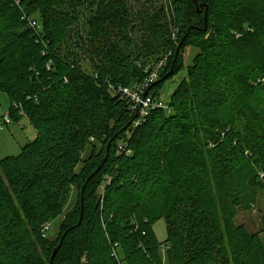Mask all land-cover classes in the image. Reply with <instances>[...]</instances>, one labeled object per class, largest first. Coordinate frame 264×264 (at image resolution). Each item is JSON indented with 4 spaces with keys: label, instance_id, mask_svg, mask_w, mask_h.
Returning a JSON list of instances; mask_svg holds the SVG:
<instances>
[{
    "label": "trees",
    "instance_id": "trees-1",
    "mask_svg": "<svg viewBox=\"0 0 264 264\" xmlns=\"http://www.w3.org/2000/svg\"><path fill=\"white\" fill-rule=\"evenodd\" d=\"M168 53L150 93L185 76L133 126L116 89ZM0 92L36 133L0 159V264H119L114 243L125 264H264V238L234 223L264 190V0H0Z\"/></svg>",
    "mask_w": 264,
    "mask_h": 264
},
{
    "label": "rangeland",
    "instance_id": "rangeland-1",
    "mask_svg": "<svg viewBox=\"0 0 264 264\" xmlns=\"http://www.w3.org/2000/svg\"><path fill=\"white\" fill-rule=\"evenodd\" d=\"M238 37V35L236 36ZM196 50L192 48H185L183 52V64L184 67L188 66ZM153 65V64H152ZM185 76V69L180 71L177 75L166 80L159 91V99L165 104H168L172 92L175 90L177 84L181 82ZM259 79V80H258ZM255 82L258 83L261 77ZM262 81V80H261ZM11 103L6 94L0 92V116L10 113ZM172 112V111H169ZM11 125L0 132V159L7 156H16L20 153L21 147L31 140L33 134V127L26 117L21 116L19 120H11ZM122 142H119V146ZM100 145L92 141V143L86 148L82 155V161L90 160L93 154H97L100 150ZM81 164L80 166H82ZM103 184L98 188L97 194L103 195ZM76 191L73 190L64 208L63 213L53 222L45 225L48 227L46 232L47 238H55L58 233V228L66 215L72 210L76 202ZM263 216H264V190H258L253 196H250L241 208L236 210L234 217V223L236 225H242L249 233H258L260 238H264V233L260 232L263 228ZM153 231L158 242H164L166 239V227L163 220L157 221L153 225ZM162 264H166L165 257L162 255Z\"/></svg>",
    "mask_w": 264,
    "mask_h": 264
},
{
    "label": "built area",
    "instance_id": "built-area-1",
    "mask_svg": "<svg viewBox=\"0 0 264 264\" xmlns=\"http://www.w3.org/2000/svg\"><path fill=\"white\" fill-rule=\"evenodd\" d=\"M15 3L18 4V0H15ZM23 19L26 20L27 25L31 29L34 31L39 30L37 21L26 17ZM170 55L171 54L168 53L158 62L144 68L143 72L145 77L141 82L135 83L129 87H120L116 89L117 94L127 102L130 111L137 117L133 123V126H137L150 114V112L154 110H168L167 104H165L159 98L153 96V94L150 93V90L151 86L158 80L159 75L163 71V68L165 67ZM19 115L25 117L21 111L19 112ZM11 123L12 122L9 113L0 116V132L8 128ZM119 150H123V144L119 146ZM47 231L48 227L44 226L42 229L43 237L46 236ZM119 255L120 247L118 243H114L112 245L111 256L115 258L119 264H125L122 260L120 261Z\"/></svg>",
    "mask_w": 264,
    "mask_h": 264
},
{
    "label": "water",
    "instance_id": "water-1",
    "mask_svg": "<svg viewBox=\"0 0 264 264\" xmlns=\"http://www.w3.org/2000/svg\"><path fill=\"white\" fill-rule=\"evenodd\" d=\"M180 45H181V44H179V46L177 47V51H176V53L179 52ZM174 64H175V59H174L173 62H172V66H171L170 71H169V72H168V73H167V74L161 79V81H164V80H166L167 78H169L170 76L173 75V67H174ZM98 170H99V168H98ZM56 251H57V249L54 250L52 257L54 256V254L56 253Z\"/></svg>",
    "mask_w": 264,
    "mask_h": 264
},
{
    "label": "crops",
    "instance_id": "crops-1",
    "mask_svg": "<svg viewBox=\"0 0 264 264\" xmlns=\"http://www.w3.org/2000/svg\"><path fill=\"white\" fill-rule=\"evenodd\" d=\"M9 128V127H8ZM35 136H36V133H35V131H34V129H33V134H32V136H31V140L30 141H32L34 138H35ZM29 142V141H28Z\"/></svg>",
    "mask_w": 264,
    "mask_h": 264
}]
</instances>
